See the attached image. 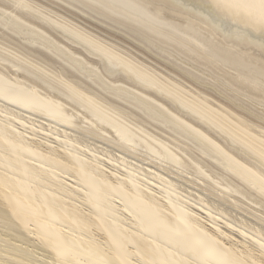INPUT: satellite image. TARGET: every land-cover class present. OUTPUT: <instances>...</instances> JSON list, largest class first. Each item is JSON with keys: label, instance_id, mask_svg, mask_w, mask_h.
Wrapping results in <instances>:
<instances>
[{"label": "bare ground", "instance_id": "bare-ground-1", "mask_svg": "<svg viewBox=\"0 0 264 264\" xmlns=\"http://www.w3.org/2000/svg\"><path fill=\"white\" fill-rule=\"evenodd\" d=\"M0 264H264V0H0Z\"/></svg>", "mask_w": 264, "mask_h": 264}, {"label": "rangeland", "instance_id": "rangeland-1", "mask_svg": "<svg viewBox=\"0 0 264 264\" xmlns=\"http://www.w3.org/2000/svg\"><path fill=\"white\" fill-rule=\"evenodd\" d=\"M51 139H55V136H52L51 137ZM70 179V177H67V176H65V179ZM193 207L194 208H196V209H198L199 211H201L204 215V217H205V219H203L205 222H206V224H208L209 226H211V227H213L216 231H218L219 233L220 232H222V231H225V229H229V230H232V231H234V235H241V233H240V231H239V229L237 228V227H235V226H232V225H228L227 223H225L224 222V220H222V219H220L219 217L217 218V220L219 221L218 222V225H215V224H213L211 221H212V219L211 218H208L209 219V221H206V217H209V213H207V211L206 210H203L202 208H200L199 206H197V205H193ZM242 236V235H241ZM245 240H253V239H251V236H249V235H247V234H244V236H242ZM234 240H238L237 238H234V237H232Z\"/></svg>", "mask_w": 264, "mask_h": 264}]
</instances>
